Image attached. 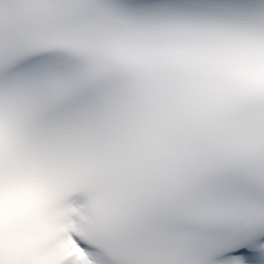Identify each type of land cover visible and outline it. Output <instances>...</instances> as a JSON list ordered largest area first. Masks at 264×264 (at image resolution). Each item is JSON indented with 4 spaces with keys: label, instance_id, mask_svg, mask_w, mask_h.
Masks as SVG:
<instances>
[{
    "label": "snow or ice",
    "instance_id": "obj_1",
    "mask_svg": "<svg viewBox=\"0 0 264 264\" xmlns=\"http://www.w3.org/2000/svg\"><path fill=\"white\" fill-rule=\"evenodd\" d=\"M0 264H264V0H0Z\"/></svg>",
    "mask_w": 264,
    "mask_h": 264
}]
</instances>
